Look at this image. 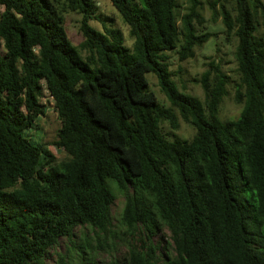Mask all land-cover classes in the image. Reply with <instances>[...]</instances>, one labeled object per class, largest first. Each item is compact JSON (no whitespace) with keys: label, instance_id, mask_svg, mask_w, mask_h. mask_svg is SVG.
<instances>
[{"label":"trees","instance_id":"obj_1","mask_svg":"<svg viewBox=\"0 0 264 264\" xmlns=\"http://www.w3.org/2000/svg\"><path fill=\"white\" fill-rule=\"evenodd\" d=\"M108 1L131 47L97 0H0V264H46L61 239L74 248L76 229L111 232V183L124 254L105 262L106 245L82 244L53 264H264V0ZM206 9L236 41V80L210 59L193 79L199 99L175 83L168 54L185 62L217 38ZM67 14L81 17L84 57ZM228 87L241 111L222 121ZM48 97L60 161L25 134ZM179 119L190 140L174 134Z\"/></svg>","mask_w":264,"mask_h":264},{"label":"rangeland","instance_id":"obj_2","mask_svg":"<svg viewBox=\"0 0 264 264\" xmlns=\"http://www.w3.org/2000/svg\"><path fill=\"white\" fill-rule=\"evenodd\" d=\"M184 2L185 0H181ZM98 13L103 17L112 18L114 20L115 27L118 28L125 40V45L128 47L132 46V39L129 36L128 28L122 23L120 17L110 4L108 0H97ZM205 18L210 22L211 13L206 9L204 11ZM81 17L77 14H67L64 17V28L66 30L67 36L70 42L76 47L82 57L85 56V52L81 49L83 43V38L79 33V21ZM91 25L101 30V24L98 22H91ZM210 31L217 32V38L205 45L202 49H198L195 52V57L193 59L187 60L185 62H179L174 53H169V69L173 74V79L175 83L179 86L186 88V92L190 95L203 99V93L199 85L195 84L193 79L198 78L205 70L206 63L210 59L222 64L224 72L230 77L232 81L236 80V62L233 57L234 48L236 41L232 39L229 43L224 40V35L222 33V28L220 22L212 24L211 22L207 25ZM215 45L219 48V52L215 51ZM150 89L156 94L159 103L165 107L169 106L164 95L160 92L157 79L154 75L148 74L146 76ZM229 95L224 98L223 103L220 108V119L222 121L228 119H235L239 116L241 107L237 106L233 101V89L228 87ZM48 99V98H47ZM180 128L174 134L181 140H190L195 129L189 125L185 124L181 119H179ZM60 128V121L57 118V114L53 109V101L50 100L47 113L40 117L36 121V126L28 131L26 135L30 136L34 142L42 145L44 148L49 150L58 161L65 159L66 155L62 150H58L53 144L57 140V132ZM162 129L165 134H172V131L166 124L162 125ZM112 191L116 194V202L112 207V217H113V227L106 235H100L95 233L90 228L76 229L74 231L75 238L72 241L75 243L73 248L71 244V239L63 238L57 248H55L50 253L53 255L46 261V264H53V261L57 259V255H66L70 258L74 257V253L77 252L78 245H88L94 249H98L100 245H106L107 249L112 252L102 250L97 252V257L102 261H109L110 259L124 254L126 246L129 241V237L124 228L118 224L120 213L123 209L124 200L115 191V186L111 183L110 185ZM83 241V243H82Z\"/></svg>","mask_w":264,"mask_h":264},{"label":"built area","instance_id":"obj_3","mask_svg":"<svg viewBox=\"0 0 264 264\" xmlns=\"http://www.w3.org/2000/svg\"><path fill=\"white\" fill-rule=\"evenodd\" d=\"M45 94H46V95H48L47 91H45ZM48 99H49V100H52V98H51V97H48Z\"/></svg>","mask_w":264,"mask_h":264}]
</instances>
